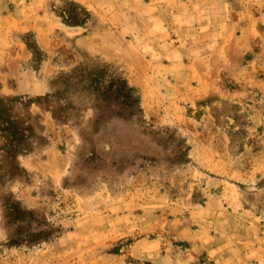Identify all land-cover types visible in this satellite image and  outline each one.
Wrapping results in <instances>:
<instances>
[{
    "label": "rangeland",
    "instance_id": "rangeland-1",
    "mask_svg": "<svg viewBox=\"0 0 264 264\" xmlns=\"http://www.w3.org/2000/svg\"><path fill=\"white\" fill-rule=\"evenodd\" d=\"M0 264H264V0H0Z\"/></svg>",
    "mask_w": 264,
    "mask_h": 264
},
{
    "label": "trees",
    "instance_id": "trees-1",
    "mask_svg": "<svg viewBox=\"0 0 264 264\" xmlns=\"http://www.w3.org/2000/svg\"><path fill=\"white\" fill-rule=\"evenodd\" d=\"M122 87H123V89H125V90H127V84H126V82H122ZM119 89V90H118ZM121 88H117V90L120 92L121 90H120ZM131 90V89H130ZM124 100H127V102L128 103H133V101H134V98H133V96H132V94H131V92L129 91L128 93H126V94H124ZM9 137H13V136H7L6 138L8 139ZM23 144H18V146H17V150H19V149H21L22 147H24V146H22Z\"/></svg>",
    "mask_w": 264,
    "mask_h": 264
},
{
    "label": "snow or ice",
    "instance_id": "snow-or-ice-1",
    "mask_svg": "<svg viewBox=\"0 0 264 264\" xmlns=\"http://www.w3.org/2000/svg\"><path fill=\"white\" fill-rule=\"evenodd\" d=\"M68 3L71 5V3H72V0H68Z\"/></svg>",
    "mask_w": 264,
    "mask_h": 264
}]
</instances>
